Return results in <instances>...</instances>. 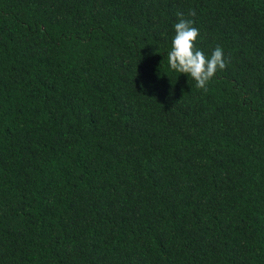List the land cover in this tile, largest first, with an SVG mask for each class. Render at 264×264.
<instances>
[{"label":"trees","instance_id":"1","mask_svg":"<svg viewBox=\"0 0 264 264\" xmlns=\"http://www.w3.org/2000/svg\"><path fill=\"white\" fill-rule=\"evenodd\" d=\"M0 264H264V0H0Z\"/></svg>","mask_w":264,"mask_h":264},{"label":"clouds","instance_id":"2","mask_svg":"<svg viewBox=\"0 0 264 264\" xmlns=\"http://www.w3.org/2000/svg\"><path fill=\"white\" fill-rule=\"evenodd\" d=\"M179 21L174 25L175 35L172 39L171 51L168 53V64L179 74H186L196 83L198 89L208 90V84L219 70H223L229 62L222 48L217 46L212 53L206 55L196 47L199 29L194 21L178 14ZM190 15H195L194 12Z\"/></svg>","mask_w":264,"mask_h":264}]
</instances>
